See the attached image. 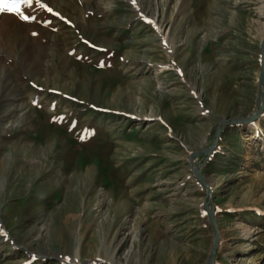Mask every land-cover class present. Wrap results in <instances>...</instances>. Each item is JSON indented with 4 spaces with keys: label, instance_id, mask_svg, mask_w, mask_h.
Segmentation results:
<instances>
[{
    "label": "rangeland",
    "instance_id": "1",
    "mask_svg": "<svg viewBox=\"0 0 264 264\" xmlns=\"http://www.w3.org/2000/svg\"><path fill=\"white\" fill-rule=\"evenodd\" d=\"M21 11L0 13V264H210L211 212L214 264H264V111L225 122L264 97V0Z\"/></svg>",
    "mask_w": 264,
    "mask_h": 264
},
{
    "label": "water",
    "instance_id": "2",
    "mask_svg": "<svg viewBox=\"0 0 264 264\" xmlns=\"http://www.w3.org/2000/svg\"><path fill=\"white\" fill-rule=\"evenodd\" d=\"M263 55H264V47H263ZM263 78H264V66L262 68L261 75H260V85H263L264 86V79ZM263 111H264V106H263V108L261 109L260 112L256 111L251 117H249V118H247L245 120H240V121L234 120V121H225V122L226 123H229V124H240V123L252 122V121L257 120L261 116V114L263 113ZM220 131L221 130L218 129L217 136L219 135ZM216 146H217V140L215 141V143L213 144V146L211 148L206 149V150H203L201 152V154H203L205 157H207L209 154H211L213 152V150L216 148ZM198 154H200V153L194 154L193 157H196ZM194 174H195V176L197 177V179L199 181L204 182L203 177L199 174V171L198 170H194ZM207 191H208L207 194L209 196V189H208V187H207ZM207 216H208V218H209V220H210L211 224L213 225V227L215 229V232H216L215 233V237L216 238H215V242H214L215 244H214V247H213V249L211 251V254H210L211 260H214L215 250H216V246H217V240L216 239H217V235H218L219 230H218L217 224L215 222V212L208 213Z\"/></svg>",
    "mask_w": 264,
    "mask_h": 264
},
{
    "label": "snow or ice",
    "instance_id": "3",
    "mask_svg": "<svg viewBox=\"0 0 264 264\" xmlns=\"http://www.w3.org/2000/svg\"><path fill=\"white\" fill-rule=\"evenodd\" d=\"M132 2L135 3V0H132ZM32 4H33V0H0V13L8 12V13L16 14L21 20L27 22L29 20L35 19V17L27 14H23L21 11V6L22 5L31 6ZM47 10L49 12L52 11L51 8H48Z\"/></svg>",
    "mask_w": 264,
    "mask_h": 264
},
{
    "label": "bare ground",
    "instance_id": "4",
    "mask_svg": "<svg viewBox=\"0 0 264 264\" xmlns=\"http://www.w3.org/2000/svg\"><path fill=\"white\" fill-rule=\"evenodd\" d=\"M263 13L262 12H260V15H262ZM16 24V23H15ZM17 26V25H16ZM19 26V25H18ZM13 30H14V28H13ZM18 31V30H17ZM261 86H263V85H261ZM264 87V86H263ZM263 106H264V97H262V101H261V104H260V106L258 107V109L256 110V111H258V112H260L261 111V109L263 108ZM251 139H253V140H257V136H254L253 138H251ZM195 169H194V167H193V171H194ZM210 192V191H209ZM210 202H212L211 200H210ZM210 208L211 207H208V210H210ZM216 238V237H215ZM217 245H218V243H219V232H218V235H217ZM224 246V245H223ZM210 264H214V260H211V257H210Z\"/></svg>",
    "mask_w": 264,
    "mask_h": 264
}]
</instances>
